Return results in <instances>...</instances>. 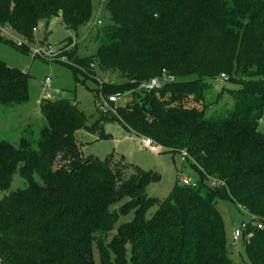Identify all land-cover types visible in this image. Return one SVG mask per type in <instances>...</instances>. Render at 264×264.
<instances>
[{"label":"trees","instance_id":"obj_1","mask_svg":"<svg viewBox=\"0 0 264 264\" xmlns=\"http://www.w3.org/2000/svg\"><path fill=\"white\" fill-rule=\"evenodd\" d=\"M93 11V0H0V24L33 43L40 23L60 18L77 31ZM102 11L113 25L97 54L80 58L74 49L62 57L78 81L114 76L96 91L97 103L117 94L130 100L99 109L92 128L74 100H43L46 126L36 141L0 140V194L15 174L28 184L0 199V264H98L95 248L99 264H234L216 199L263 226L243 240L250 263L264 264V0H105ZM164 72L176 81L141 88ZM191 75L198 79L180 81ZM222 75L242 88L227 116L207 119L194 105L200 85ZM29 87L28 73L0 60V108L27 103ZM106 123L167 153H187L197 181L179 182L160 200L146 193L159 175L114 154L84 158L76 133L96 134ZM212 177L225 186L212 188Z\"/></svg>","mask_w":264,"mask_h":264},{"label":"rangeland","instance_id":"obj_2","mask_svg":"<svg viewBox=\"0 0 264 264\" xmlns=\"http://www.w3.org/2000/svg\"><path fill=\"white\" fill-rule=\"evenodd\" d=\"M105 0H93V15L88 25L80 27L77 31L66 28L60 18L53 19L48 25L40 23L35 33V41L29 43L19 34L13 33L12 38L1 36L0 41V60L9 67L19 69L30 76V100L20 106L1 107L0 108V140L8 141L15 146L20 144L22 138L34 142L38 139L41 130L46 126L45 119L41 113L43 100H74L80 110L87 117V127L92 128L100 118L102 101L96 98V91L105 83L113 80L112 75L97 73L95 78L86 79L79 76L76 79L73 70L62 63L60 58L67 51L77 49L80 58L95 56L104 42L102 31L113 25L108 13H103ZM10 41L15 46L18 41L25 43L27 53L8 44ZM51 48L55 54L54 61H45L44 58L35 57L34 49ZM61 61V62H59ZM69 63V60L67 61ZM112 78V79H111ZM118 84L123 83V79L115 76ZM47 79L51 80V89H45L44 84ZM198 79L197 75L180 79L181 82H190ZM205 87L202 92V101L195 103L198 108L206 111V118H216L227 116L234 108L235 99L242 87L239 84L228 81L217 82L205 80L200 88ZM130 95L126 94L118 104H124L130 100ZM109 106L104 105V111ZM264 131V122L260 126ZM76 140L81 145V151L84 158L107 159L111 154L117 161L128 164L133 168H139L145 172H152L161 177L160 182L148 185L146 193L149 197L160 200L165 199L173 188L187 177L194 184L197 181V175L190 167L187 158L183 159L179 154L167 153L161 149L159 154L146 150L141 140L135 134H130L125 129L115 123H106L103 128H98L96 134H92L87 129L76 133ZM38 182L40 180L36 178ZM28 186L27 181L19 174H15L8 191L0 194V199L18 190H23ZM217 208L223 218L227 243L230 248V257L234 264H251L247 256L244 240L234 241V233L240 228L243 222H247L249 217L234 203L216 199ZM152 209L148 217L155 213ZM131 219L122 218L121 222ZM260 223V222H259ZM112 237V236H111ZM110 239H108L109 241ZM95 259L99 264V254L95 248Z\"/></svg>","mask_w":264,"mask_h":264},{"label":"built area","instance_id":"obj_3","mask_svg":"<svg viewBox=\"0 0 264 264\" xmlns=\"http://www.w3.org/2000/svg\"><path fill=\"white\" fill-rule=\"evenodd\" d=\"M37 32V31H36ZM13 33H15V31L13 30L12 27L8 26V25H1L0 24V37L1 36H6L8 38H12L13 37ZM18 48H24L26 47L25 43L22 42V41H18V43L16 44ZM33 54L35 57H38L39 58H44L45 61H54L55 59V54L54 52L52 51V49L49 47V48H46V49H34L33 51ZM60 60L62 62H65L67 63L68 59L67 57H61ZM94 67V66H92ZM176 79L174 76L172 75H169L167 74L166 72L163 73V76L161 78H155V79H152L151 81L147 82V83H144L141 88L143 90H145L146 92H153V91H156V90H161L165 87V85L167 83H173L175 82ZM215 81L217 82H224V81H228L227 77L225 75H222L219 79H216ZM44 87L46 90H50L51 89V80L50 79H47L45 81V84H44ZM126 95H121V94H117L113 97H110L108 99V101L106 100H102L101 104H100V107L102 110H104V105L105 106H109L110 103H113V104H118L120 101L123 100V98L125 97ZM141 143L143 145V147L152 152V153H155V154H159L161 152V149L162 147L157 145L152 139L150 138H143L141 140ZM182 157L185 161V159L187 158V153H183L182 154ZM182 184H184L185 186H188V185H191L193 184L191 182L190 179H188L187 177H183L182 178V181H181ZM210 186L212 188H221L223 186H225V182L222 181V180H219L217 178H210ZM240 209L242 211H244L247 216L249 217V220L247 222H243L240 226V228L236 229L235 233H234V241L237 242L241 239H246V240H251L253 238V235H254V232L253 231H250V227H253L255 229H262L263 226L256 221V219L254 217H252L249 212L243 208V207H240Z\"/></svg>","mask_w":264,"mask_h":264}]
</instances>
